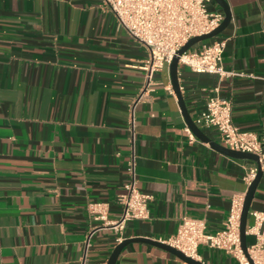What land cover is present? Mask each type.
Listing matches in <instances>:
<instances>
[{"label": "crops", "instance_id": "1", "mask_svg": "<svg viewBox=\"0 0 264 264\" xmlns=\"http://www.w3.org/2000/svg\"><path fill=\"white\" fill-rule=\"evenodd\" d=\"M224 1L230 22L205 42L227 38L223 67L240 74L178 65L180 93L193 121L209 96L231 99L233 122L264 144V0ZM208 8L223 11L214 0ZM147 55L102 0H0V264H78L84 254L107 262L118 244L107 223L121 216L132 150L137 186L152 197L149 216L127 220L123 239H164L182 215L204 219L209 233L223 229L256 163L195 134L189 141L168 66L134 108L132 142L129 105L145 84ZM200 129L224 145L215 128ZM93 202L104 221L89 212ZM253 210L264 211V175L247 225ZM197 254L204 264H239L206 244ZM115 264L189 263L133 241Z\"/></svg>", "mask_w": 264, "mask_h": 264}, {"label": "built area", "instance_id": "2", "mask_svg": "<svg viewBox=\"0 0 264 264\" xmlns=\"http://www.w3.org/2000/svg\"><path fill=\"white\" fill-rule=\"evenodd\" d=\"M124 26L129 35L138 40L147 49L148 55L139 66L144 70L145 84L131 101L129 130L134 136V108L139 101L146 100L153 90L154 73L168 66L174 56L178 65H186L195 72L217 74L220 78L233 76L234 70H226L222 64V55L227 38L202 42L197 49L189 48L181 54L178 50L194 36L214 30L224 17L223 11H211V0H102ZM200 128H215L223 144L231 149L251 152L258 155L259 168L264 175V144L255 132L241 130L232 120V101L218 95L209 96L203 109L194 119ZM189 141L196 139L192 130L186 126ZM257 164L249 169L244 180L250 184L256 175ZM128 178L124 191L118 195L122 205L119 219L110 221L108 226L116 233V242L123 240L124 223L130 219H145L149 216L148 203L151 194L141 191L137 186L136 159L132 150L127 162ZM244 196H236L231 202L228 217L223 229L209 233L204 219L182 215L174 234L160 242L168 244L186 256L197 258L200 244L223 249L233 254L239 264H251L240 247V214ZM88 210L96 220H105V211L100 203H90ZM253 220L246 227V235H252L254 241L247 244V251L253 264H264V211H250ZM88 238L86 245L88 244ZM78 264H106L90 262L85 254Z\"/></svg>", "mask_w": 264, "mask_h": 264}, {"label": "water", "instance_id": "3", "mask_svg": "<svg viewBox=\"0 0 264 264\" xmlns=\"http://www.w3.org/2000/svg\"><path fill=\"white\" fill-rule=\"evenodd\" d=\"M216 1L223 10L224 17L221 21V23L211 32L194 36L191 37L179 50L178 54L183 53L184 51L188 50L191 48L194 44L210 39L216 35H218L230 22L231 18V13L230 9L227 5V3L224 0H214ZM168 71L170 75V80H171V85L173 88V91L176 94L177 100H178V105L181 109L182 115L184 117V120L187 124V126L192 130V132L201 140L208 142L210 146H212L214 149H217L229 156L236 157V158H242V159H252L258 166L257 172L253 180L250 182V184L247 187V190L244 194L243 197V202H242V208H241V214H240V247L245 254V256L249 259L250 263L253 264L252 259L250 258L248 251H247V235H246V227H247V219H248V213L250 209V202L254 196V193L256 191V188L258 187V184L261 180L262 177V172L259 168V162H258V155L255 153L251 152H243V151H238L231 149L227 146H224L220 143H217L210 139L205 133L199 128L198 125L195 124V122L192 120L190 115L188 114V111L186 109L185 103L183 101L182 95L180 93L179 89V84H178V79H177V71H178V57L174 56L171 60V62L168 65ZM133 241H141V242H147L150 244L157 245L158 247H161L176 256L180 257L184 261H186L189 264H204L203 262L192 258L190 256H186L183 254L181 251L178 249L165 244L163 242L157 241V240H152L149 238H143V237H134V238H125L121 242H119L112 250L110 253V256L108 257V260L106 264H115L117 257L121 250L126 246L128 243L133 242Z\"/></svg>", "mask_w": 264, "mask_h": 264}, {"label": "rangeland", "instance_id": "4", "mask_svg": "<svg viewBox=\"0 0 264 264\" xmlns=\"http://www.w3.org/2000/svg\"><path fill=\"white\" fill-rule=\"evenodd\" d=\"M247 241L248 243H251L254 241V238H252L251 236L247 235Z\"/></svg>", "mask_w": 264, "mask_h": 264}]
</instances>
